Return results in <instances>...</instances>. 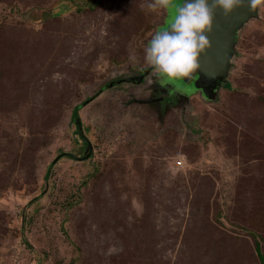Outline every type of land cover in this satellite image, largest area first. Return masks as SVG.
<instances>
[{"label": "rangeland", "instance_id": "obj_1", "mask_svg": "<svg viewBox=\"0 0 264 264\" xmlns=\"http://www.w3.org/2000/svg\"><path fill=\"white\" fill-rule=\"evenodd\" d=\"M58 1L0 0V264H263L264 5L192 131L138 138L110 122L122 85L96 93L160 9ZM76 118L84 159L65 154L83 151Z\"/></svg>", "mask_w": 264, "mask_h": 264}, {"label": "flooded vegetation", "instance_id": "obj_2", "mask_svg": "<svg viewBox=\"0 0 264 264\" xmlns=\"http://www.w3.org/2000/svg\"><path fill=\"white\" fill-rule=\"evenodd\" d=\"M92 2L96 0H87L85 5ZM260 3L264 5V0L257 2L258 16ZM169 17L170 12L165 9H160L159 14L152 15L149 24L144 26L147 31L141 32L143 35L137 42L142 47V50L137 52L138 60H135L133 53L127 57L123 65L114 66L112 71L116 77L109 79L103 84L104 88L96 93L99 94L114 85H122L123 89L119 90L122 97L117 99L113 107L115 109L113 116L119 120L114 119L110 122L117 124L119 121L122 123L127 120V123L133 126L135 136L138 138L150 137L158 130L184 127V124L190 129L189 121L192 111L196 108L195 103L199 101L209 103L202 97V89L205 93H212L211 89L216 90L218 98L219 90L230 86L228 77L239 57L237 45L240 33L253 19L250 18L247 22L237 20L236 23L234 16L226 14L219 18L216 8L210 30L206 33L209 47L198 55V67L195 72L189 77L178 79L157 78L144 61L143 49L155 31L167 26ZM218 27L222 29V32L226 31V35L218 33L220 29ZM102 104L100 101L99 106ZM97 109L100 111L98 107ZM110 109L106 108L104 112L109 114Z\"/></svg>", "mask_w": 264, "mask_h": 264}, {"label": "clouds", "instance_id": "obj_3", "mask_svg": "<svg viewBox=\"0 0 264 264\" xmlns=\"http://www.w3.org/2000/svg\"><path fill=\"white\" fill-rule=\"evenodd\" d=\"M258 0H249L252 7ZM240 0H147L149 10H169L167 26L155 31L143 49L144 61L157 78L189 77L207 47L213 12L226 15Z\"/></svg>", "mask_w": 264, "mask_h": 264}, {"label": "water", "instance_id": "obj_4", "mask_svg": "<svg viewBox=\"0 0 264 264\" xmlns=\"http://www.w3.org/2000/svg\"><path fill=\"white\" fill-rule=\"evenodd\" d=\"M217 9H218L219 18L223 17L225 14L218 7H217ZM227 15L228 16H234L236 23L239 20L242 22H247L250 18L258 17V5L255 4L251 7L249 4V0H240V3L236 6H234L233 9ZM238 17H239V19H236ZM218 28H220V27H218ZM218 33H220V34L225 33V35H226V31L222 32L221 28L218 29ZM211 90H212V93L211 92L205 93L204 89H202V96L206 100L214 102L217 100L216 90H214V89H211ZM75 129H76L78 135L84 140L82 154L80 156H76L72 153H65V154L72 156L74 158H77V159H84L88 156L89 152H91L92 148H91V144H90L89 140L83 135V133L81 131V124H80V120L78 118L75 119Z\"/></svg>", "mask_w": 264, "mask_h": 264}, {"label": "trees", "instance_id": "obj_5", "mask_svg": "<svg viewBox=\"0 0 264 264\" xmlns=\"http://www.w3.org/2000/svg\"><path fill=\"white\" fill-rule=\"evenodd\" d=\"M61 1L62 0H59L56 4L60 3ZM81 6H84V5H81ZM40 8L41 7H38V6H32V11L33 10L34 11L32 13H30L29 19L31 21H39V20H42L43 18H45V15L43 16V12L39 16L34 14V13H36L35 10H39ZM51 9H52V6L49 8V11L47 13L50 16L54 15V14H52ZM204 100H206V99L204 98ZM206 101L209 102V103L213 102V101H208V100H206ZM80 139H82V138L80 137ZM249 234H250V236L252 238V242H253V245H254V252H255L256 256L258 257V259L261 261V263L264 264V254L260 252V243H259V241H261L263 246H264V236H258L256 233H254L252 231H250Z\"/></svg>", "mask_w": 264, "mask_h": 264}, {"label": "built area", "instance_id": "obj_6", "mask_svg": "<svg viewBox=\"0 0 264 264\" xmlns=\"http://www.w3.org/2000/svg\"><path fill=\"white\" fill-rule=\"evenodd\" d=\"M179 163H180V161L178 160V161H177V164H179Z\"/></svg>", "mask_w": 264, "mask_h": 264}]
</instances>
